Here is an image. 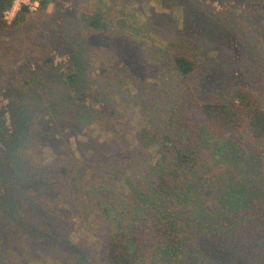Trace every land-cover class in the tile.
Returning <instances> with one entry per match:
<instances>
[{"label":"rangeland","instance_id":"1","mask_svg":"<svg viewBox=\"0 0 264 264\" xmlns=\"http://www.w3.org/2000/svg\"><path fill=\"white\" fill-rule=\"evenodd\" d=\"M40 1L15 0L8 23L21 6L29 13L14 31L0 33V133L16 132L20 116L25 134L11 151L12 175L39 187L28 192L33 200L13 193L12 202H0V264H100L99 227H90L97 222L83 189L63 186L67 199L59 198L47 186L57 177L44 175L64 166L83 188L120 170L133 178L147 169L155 153L133 147L143 145L150 108L163 115L172 97L175 51L197 61L201 95L228 97L243 87L264 104V0H50L38 9ZM98 10L112 23L107 32L79 22ZM241 161L259 167V157ZM236 171L244 178L243 168ZM246 185L251 203L258 189ZM6 186L13 188L9 176L1 195ZM132 188L121 189L128 196ZM230 195L245 197L235 189ZM210 223L200 226L217 231L218 220Z\"/></svg>","mask_w":264,"mask_h":264},{"label":"trees","instance_id":"2","mask_svg":"<svg viewBox=\"0 0 264 264\" xmlns=\"http://www.w3.org/2000/svg\"><path fill=\"white\" fill-rule=\"evenodd\" d=\"M14 1L0 0L1 34L14 31L29 13L21 6L8 23L6 13ZM49 1L41 0L38 9L47 7ZM79 22L102 32L112 25L100 10L80 14ZM121 23L118 25L126 29ZM198 70L196 60L181 51L173 52L169 65L172 97L163 115L158 114L159 106L150 108V126L142 128L144 133L138 138L143 145L133 147H150L155 153L147 169L133 178L120 170L121 175L109 174L83 188L64 166L44 175L57 177L47 186L59 190V198L67 199L66 191L60 190L63 186L73 192L83 189V199L97 222L90 227H99L100 264H264V104L243 87L235 88L228 97L201 95ZM145 113V117L151 115ZM15 126L16 132L0 133V185L7 183L8 176L13 184L0 194L2 205V200L12 202L13 193L33 200L28 192L39 190L19 184L21 174L12 175L16 167L10 165L11 151L14 153L13 146L23 138L25 128L20 116ZM249 156L257 161L259 157L255 170L242 166L241 160L245 162ZM236 168H243L244 178L234 177ZM246 184L258 189L251 203L244 190L252 189ZM127 185L133 187L128 196L121 189ZM233 189L245 197L231 196ZM239 204L244 209L238 210ZM5 214L0 206V217ZM25 214L29 216L30 211ZM212 220H218V230H203L200 224L208 226ZM34 256L41 259L40 254Z\"/></svg>","mask_w":264,"mask_h":264},{"label":"flooded vegetation","instance_id":"3","mask_svg":"<svg viewBox=\"0 0 264 264\" xmlns=\"http://www.w3.org/2000/svg\"><path fill=\"white\" fill-rule=\"evenodd\" d=\"M71 77H69V79H70Z\"/></svg>","mask_w":264,"mask_h":264}]
</instances>
